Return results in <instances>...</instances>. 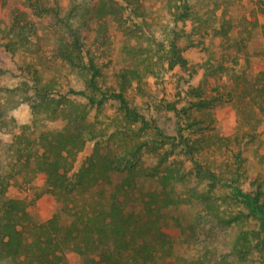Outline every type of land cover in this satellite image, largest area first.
Returning <instances> with one entry per match:
<instances>
[{"label": "trees", "instance_id": "1", "mask_svg": "<svg viewBox=\"0 0 264 264\" xmlns=\"http://www.w3.org/2000/svg\"><path fill=\"white\" fill-rule=\"evenodd\" d=\"M123 1L133 5L134 11L142 3ZM23 4L29 12L18 8L12 12L7 41L0 42V46L13 59L24 62L19 69L34 84L32 95L41 105L49 107L48 99L54 91V82L43 83L34 64L22 59L33 51V38L40 39L36 19L47 18L52 21L49 35L40 40L81 81V87L71 86L69 92L86 99L85 104L70 107L67 126L44 133L47 146L38 157L45 174L44 192L58 199H67L76 191L93 192L103 199V204L84 215L62 206L46 222L31 223L25 204L6 194L11 175L5 173L0 156V264H22L25 252L30 253L29 264L57 261L56 252L61 248V242L57 241L59 234L70 239L81 234L95 235L99 244L106 236L110 246L99 251L94 264H194L198 259L182 253L185 232L167 233L164 222L169 219L181 230L189 211L201 206L212 209L211 194L220 182L251 206L249 213L257 220L256 228H240L230 237L218 240L215 251L221 264H264V177L259 181L264 176V162L254 145L255 138L251 136L244 142V138L235 137L234 149L230 140L208 134L205 130L209 127L202 125L203 119L188 121L175 134L167 133L154 117L147 119L145 113L129 106L124 92L130 86L128 74L135 73L134 69L126 68L119 73L120 91L111 92L92 52L85 50L82 31L90 29L100 35L104 30H128L115 0H68L63 10L60 4L52 5L49 0H23ZM185 16L184 13L182 17ZM219 33L238 52L245 51L246 38L238 39L224 27ZM114 45L117 52L123 53L122 44ZM173 61L183 70L191 71V76L196 73L195 67L175 47ZM248 68L250 60L244 56L237 75H245ZM207 91L206 82L190 86L186 94L198 100L188 101V105L210 109L222 101L221 94L204 98ZM108 100L119 104L127 125L122 130L100 125ZM169 109L177 116L181 113L175 105ZM88 142L92 143L91 153L75 170L76 157ZM220 145L224 146L223 151ZM206 146L219 156L213 159L204 156L200 164L198 160L205 155ZM245 180L257 184L253 193H242L240 188ZM248 215L231 213L219 217L223 226L230 229ZM26 226L32 227L35 236L32 242L26 240L23 230Z\"/></svg>", "mask_w": 264, "mask_h": 264}, {"label": "rangeland", "instance_id": "2", "mask_svg": "<svg viewBox=\"0 0 264 264\" xmlns=\"http://www.w3.org/2000/svg\"><path fill=\"white\" fill-rule=\"evenodd\" d=\"M49 2L60 4L62 10L68 5V0ZM141 2L140 9L134 11L133 5L115 0L128 30H104L100 35L90 29L82 31L85 50L91 51L100 65L110 91H120L119 73L126 68L134 69L135 73L128 74L130 86L124 92L131 108L145 113L147 119L154 117L157 125L169 134H175L177 128H182L188 121L203 119L202 125L209 127L205 130L208 134L230 140L229 145L234 149L237 146L235 137L244 138L245 142L253 136L258 155L264 162V0ZM17 8L29 12L23 0H0V42L7 41L11 15ZM184 13L186 16L182 17ZM35 24L40 39L47 38L52 21L36 19ZM223 27L238 39L246 38L243 53L221 36L219 31ZM40 39L33 38V51L22 59L34 64L43 83L54 82L49 107L41 105V101L32 95L34 84L28 77H23L19 69L24 62L13 59L0 46V156L5 173L11 175L6 194L25 204L31 223L46 222L62 206L84 215L103 204V199L93 192L76 191L67 199L44 192L45 174L38 164V157L47 146L44 133L67 126L70 107L85 104L86 99L69 92L71 86L81 87V81ZM115 43L117 46L122 44L123 53L116 51ZM173 47L195 67L193 76L191 71L173 63ZM244 56L249 57L250 68L245 75L239 76L237 73ZM203 82L208 86L204 98L221 94L223 99L213 108L195 109L187 102L198 99L186 92L190 86ZM56 101H59L58 105ZM118 105L116 100L106 102L101 126H117L121 130L127 126ZM171 105L179 111L188 106L177 116L169 109ZM220 147L221 151L225 149L223 145ZM205 149V155L198 160L200 164L204 162V156L210 159L219 156L211 147ZM91 150L92 143L88 142L76 157L75 170ZM242 185V193L248 194L254 192L257 184L245 180ZM226 186L222 182L216 185L211 194L212 209L201 206L189 211L181 230L169 219L164 222L167 233L185 232L182 253L198 259L194 264H221L215 251L218 240L230 237L240 228H256L257 220L249 213L251 206L241 196L235 197ZM231 213L249 215L234 228L226 229L219 216L228 217ZM23 230L26 240L34 241L32 227L26 226ZM97 238L81 234L70 239L59 234L57 241L61 242V248L56 252L59 259L50 264L96 263L99 251L110 246L106 236L101 238L100 244ZM30 259V253L25 252L21 257L22 264H29Z\"/></svg>", "mask_w": 264, "mask_h": 264}]
</instances>
